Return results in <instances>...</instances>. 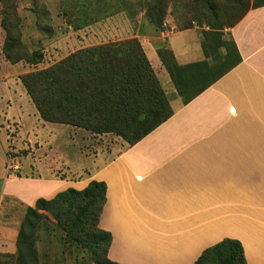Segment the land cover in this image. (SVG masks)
<instances>
[{
    "label": "crops",
    "instance_id": "obj_1",
    "mask_svg": "<svg viewBox=\"0 0 264 264\" xmlns=\"http://www.w3.org/2000/svg\"><path fill=\"white\" fill-rule=\"evenodd\" d=\"M140 27L147 32L138 29L117 41L139 39L173 116L133 146H117L108 157L93 155L92 167L69 166L58 174L39 160L34 170L22 167L19 175L7 174L0 164L2 195L22 203L25 216L40 198L51 200L69 188L84 190L93 180L104 182L106 204L99 227L112 235L108 257L119 264H148L124 250L153 254L148 243L139 247L120 241H166L180 249L191 241H207L221 227L264 232V6L254 8L251 2L243 18L228 29L242 62L187 104L158 50L168 49L180 66L201 62L211 66L202 31L194 27L156 32L146 21ZM8 65L4 70L12 72L0 81L5 90L0 93V134L8 138V125L17 124L14 143L22 146L27 139L32 144L39 141L36 133L47 134L43 130L47 123L21 87L19 76L25 73L20 63ZM16 224L7 222L13 226L3 234L17 239ZM227 238L244 246L237 236L224 235L201 248L190 264ZM257 246L259 260L243 247L247 264H264V243Z\"/></svg>",
    "mask_w": 264,
    "mask_h": 264
},
{
    "label": "rangeland",
    "instance_id": "obj_2",
    "mask_svg": "<svg viewBox=\"0 0 264 264\" xmlns=\"http://www.w3.org/2000/svg\"><path fill=\"white\" fill-rule=\"evenodd\" d=\"M250 3L251 0H0V81L12 72L3 68L12 62L6 58V45L9 47L11 59L18 55L33 56V64L20 62L23 69L21 72L28 74L41 71L78 51L83 45V49H86L105 41L118 42V39L134 35L138 29H141L142 33L147 32L145 28L140 27V22H147L145 16L150 11L154 12V6L163 7L162 28L171 31L197 27L204 34L211 30L216 17L218 24L225 28L219 38L230 51L232 47L228 27L238 20ZM8 37H11L9 43ZM209 52L213 58L215 53L210 50ZM25 74L20 75L19 79ZM3 90V85H0V93ZM26 95L29 98L27 92ZM9 125L8 138L5 133L0 134V164L7 174L20 175L23 172L22 167L32 171L39 160H43L48 167L52 165L58 174L65 173L69 166L92 167L95 160L93 155L101 153L108 157L117 146L124 148L129 145L114 134L93 135L85 130H73L70 126L47 123L46 129H43L47 134L36 133L39 141L30 144L25 139L20 146L19 143H14L17 124ZM9 163L17 168L8 169ZM3 188L4 183L0 180V264H16L17 249L15 251L12 246L6 244L7 235L3 233L7 228H12L13 225H5L12 221L17 223V228H14L19 233L24 207L17 199L6 200V196L2 195ZM41 213L44 218L35 242L38 264H93L91 253L66 235V232L72 230L75 213L67 216L70 224L64 230L51 213ZM224 235L240 238L248 255L259 260L260 248L257 244L264 241L257 240L264 237V232L238 228L233 230L221 227L215 230L207 241H191L185 248L180 249L178 246H170L166 241L120 242L138 246L149 244L152 255L124 250L137 261L148 264H190L201 248ZM261 257L264 259V253Z\"/></svg>",
    "mask_w": 264,
    "mask_h": 264
},
{
    "label": "trees",
    "instance_id": "obj_3",
    "mask_svg": "<svg viewBox=\"0 0 264 264\" xmlns=\"http://www.w3.org/2000/svg\"><path fill=\"white\" fill-rule=\"evenodd\" d=\"M251 2L254 8L264 6V0ZM250 4L228 29L243 18ZM162 8L154 6V12L145 16L156 32L162 29ZM214 19L211 30L203 34L206 57L211 56L209 50L215 53L213 65L201 62L180 66L168 49L158 50L185 104L242 62L231 37L232 49H226L219 38L225 28ZM9 41L11 37L7 38ZM4 52L12 65L34 62L31 55L11 59L7 45ZM20 80L43 122L70 126L93 135L114 134L128 146L137 144L174 114L137 38L78 50L49 68L21 76ZM106 190L104 182L93 180L84 190L69 188L51 200L40 198L34 207H28L17 239L12 235L5 237L6 244L17 249L16 264H38L35 242L44 218L41 211L51 213L63 230L70 224L67 216L75 213L72 230L66 235L91 253L93 264H119L108 257L112 235L99 227ZM194 264H247V261L241 242L227 238L205 249Z\"/></svg>",
    "mask_w": 264,
    "mask_h": 264
},
{
    "label": "built area",
    "instance_id": "obj_4",
    "mask_svg": "<svg viewBox=\"0 0 264 264\" xmlns=\"http://www.w3.org/2000/svg\"><path fill=\"white\" fill-rule=\"evenodd\" d=\"M13 168L16 169L17 166H16V165H11V166H10V163H9L8 169H13Z\"/></svg>",
    "mask_w": 264,
    "mask_h": 264
}]
</instances>
